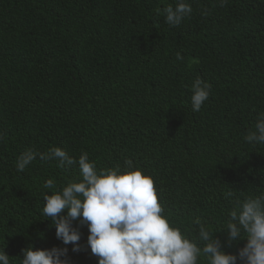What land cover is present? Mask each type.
Listing matches in <instances>:
<instances>
[{"label":"trees","instance_id":"1","mask_svg":"<svg viewBox=\"0 0 264 264\" xmlns=\"http://www.w3.org/2000/svg\"><path fill=\"white\" fill-rule=\"evenodd\" d=\"M186 2L192 13L173 27L155 10L176 0H0V250L10 264L29 245L63 247L42 213L56 189L43 184L79 176L39 155L18 172L28 149L86 151L98 169L130 159L190 237L196 218L221 231L236 199L264 193V145L245 141L264 113V0ZM197 78L212 87L193 111ZM74 224L86 244L87 226ZM68 247L70 264H98Z\"/></svg>","mask_w":264,"mask_h":264},{"label":"clouds","instance_id":"2","mask_svg":"<svg viewBox=\"0 0 264 264\" xmlns=\"http://www.w3.org/2000/svg\"><path fill=\"white\" fill-rule=\"evenodd\" d=\"M221 6L228 0H219ZM156 15L164 16L170 26H179L192 13L186 0H176V6L157 8ZM178 59H183L177 54ZM212 85L197 78L191 85V105L199 111L208 100ZM3 136L0 135V140ZM252 145H264V113H260L254 126L245 136ZM37 155L42 160L55 159L59 166L78 165L79 176L70 179L57 189L54 179L43 184V215L55 227L56 238L63 247L22 249L21 264H70L69 245L72 252L90 249L98 264H264V193L236 199L227 214L221 240L199 218L193 221L198 235L190 237L165 215L158 197L154 178L142 168L135 167L129 159L121 168L98 169L84 151L76 159L61 147H51L47 153L28 149L16 161V170L23 172ZM234 193H225L228 199ZM80 226L86 225V244H81ZM244 241L237 252H229L234 243ZM0 264H10L5 249L0 250Z\"/></svg>","mask_w":264,"mask_h":264}]
</instances>
